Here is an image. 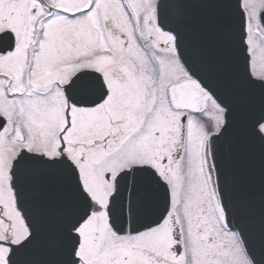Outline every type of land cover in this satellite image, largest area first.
Listing matches in <instances>:
<instances>
[{
	"label": "snow or ice",
	"instance_id": "6c2138e0",
	"mask_svg": "<svg viewBox=\"0 0 264 264\" xmlns=\"http://www.w3.org/2000/svg\"><path fill=\"white\" fill-rule=\"evenodd\" d=\"M0 264H264V0H0Z\"/></svg>",
	"mask_w": 264,
	"mask_h": 264
},
{
	"label": "water",
	"instance_id": "95a60500",
	"mask_svg": "<svg viewBox=\"0 0 264 264\" xmlns=\"http://www.w3.org/2000/svg\"><path fill=\"white\" fill-rule=\"evenodd\" d=\"M238 165H243L248 167L252 163V155L251 153L245 148L241 150L239 157L235 161Z\"/></svg>",
	"mask_w": 264,
	"mask_h": 264
}]
</instances>
